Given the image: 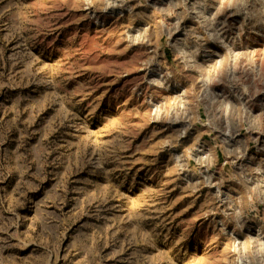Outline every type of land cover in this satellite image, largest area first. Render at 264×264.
<instances>
[{
    "label": "rangeland",
    "instance_id": "1",
    "mask_svg": "<svg viewBox=\"0 0 264 264\" xmlns=\"http://www.w3.org/2000/svg\"><path fill=\"white\" fill-rule=\"evenodd\" d=\"M0 264H264V0H0Z\"/></svg>",
    "mask_w": 264,
    "mask_h": 264
}]
</instances>
